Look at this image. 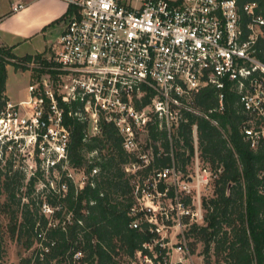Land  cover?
<instances>
[{
  "label": "built area",
  "instance_id": "obj_1",
  "mask_svg": "<svg viewBox=\"0 0 264 264\" xmlns=\"http://www.w3.org/2000/svg\"><path fill=\"white\" fill-rule=\"evenodd\" d=\"M66 1L70 11L49 50L38 58L10 59L32 75L27 98L15 104L5 101L0 110V143L15 144L26 137L40 165L66 166V114L84 124V139L96 135L102 123L111 124L122 149L132 154L139 145L137 131L155 126L169 132L182 112L208 119L193 106V96L211 86L218 101L213 110H222L223 89L232 92L242 115L237 125L242 140L249 149L264 152V17L255 1ZM22 7L16 2L11 11ZM136 157L137 163L123 167L135 177V204L129 214L140 213L129 225L144 221L155 237L142 244L150 255L140 250L135 254L150 262L157 257L152 250L157 245L164 252L155 264H186L183 229L193 215L200 217L198 189L208 179L198 170L183 179L171 164L137 180V169L146 167L152 155ZM257 180V191L264 196V159ZM193 190L195 212L188 203ZM37 239L28 264H40L36 248L47 251L41 234ZM170 254L177 255L175 261H167ZM80 256L77 251L55 264H79Z\"/></svg>",
  "mask_w": 264,
  "mask_h": 264
},
{
  "label": "trees",
  "instance_id": "obj_2",
  "mask_svg": "<svg viewBox=\"0 0 264 264\" xmlns=\"http://www.w3.org/2000/svg\"><path fill=\"white\" fill-rule=\"evenodd\" d=\"M237 1H255L264 17V0ZM41 54L15 57L9 48L0 46V110L7 100L3 94L5 67L10 64L17 69L10 59L29 60ZM222 93L221 111L213 110L218 104L217 92L213 87L205 86L194 94L193 106L208 119L199 114L182 112L176 127L169 132L150 126L149 138L158 140L162 150L158 153L153 145L152 160L146 167L137 169L139 178L136 179L140 180L150 169L171 164L179 172L183 171L193 153L191 129L194 125L199 157L216 174L213 195L201 202L204 224H191L188 230L197 235L203 245V263L208 262L206 255L212 243L213 254L217 258L220 256L223 264H264V196L257 191V172L262 166L264 152L249 149L242 140L237 127L242 115L238 112L235 95L226 89ZM210 120L216 121L217 125L211 124ZM63 123L69 129L66 164L81 169L87 175L94 167L97 170L81 187L74 186L64 176L61 178L65 184L62 195L57 194L53 198L44 196L47 203L54 207L50 221L26 203L19 210L17 207L14 209L12 204L18 206L19 199L7 186L10 182L7 184L4 181L2 210L11 224V233L15 232L19 216L17 234L27 237L25 248L33 242L35 244L37 234L42 235L41 243L47 251L36 248L42 257L40 264H55L77 251L81 252L79 264H120L122 257L130 259L137 250L150 255L147 249L142 248L143 243L155 237L154 233L148 231V223L141 221L136 227L129 225L140 213L129 214V208L135 204L130 179L135 177L125 172L123 167L138 160L122 149L121 138L111 124L102 123L100 133L86 140L84 124L66 114ZM7 146V143L0 146V161ZM84 152L95 154L87 160ZM3 165L9 170L8 160ZM60 167V164H56L54 168ZM5 177L8 176L5 174ZM65 214L67 218H64ZM152 250L157 254L154 261L160 259L164 252L157 245ZM22 261L27 264L29 258Z\"/></svg>",
  "mask_w": 264,
  "mask_h": 264
},
{
  "label": "rangeland",
  "instance_id": "obj_3",
  "mask_svg": "<svg viewBox=\"0 0 264 264\" xmlns=\"http://www.w3.org/2000/svg\"><path fill=\"white\" fill-rule=\"evenodd\" d=\"M32 73L28 70H21V68H13L12 65L8 64L5 67V84L4 90L11 102H18L25 100L27 98L26 86L31 78ZM7 101V100H6ZM5 104V103H4ZM1 131V130H0ZM100 131L97 133L99 134ZM192 134V144L193 139L196 134L195 129H191ZM92 135H90L91 137ZM89 137H86V140ZM136 140L138 142V149L130 154L133 155L136 160L138 154L145 153L147 156H153V145H155L158 153L161 152V147L159 141H153L149 138L148 128L144 130L137 131ZM169 142L171 139L168 138ZM2 143H0V146ZM196 147V156L193 150L192 156L189 158L188 163L184 166V170L180 171L182 178L184 179L187 175H194V172L198 170V174H203L208 179L205 185L201 184L198 189V198H199V211L200 217L193 215L191 223L186 225L183 229V234L185 238L186 247L188 249V258L182 259L186 264H204L202 251V243L199 240V237L193 233H190L189 226L195 224L197 226L203 225V208L201 202L205 198H209L213 195V181L216 174L210 169L209 165L204 163L200 157L197 149V141H195ZM95 152H84V158L89 160ZM0 161V264H24L22 261L24 258H30L34 253L35 244L25 248L24 242L27 237L25 235H18V224L20 218L16 219V228L15 232L11 233L10 226L7 214L2 210V203L5 200V193L3 192V183L7 182V186L12 188L15 198H18V206L12 204V207L19 210L23 204H28V207L33 209L36 208L37 212L45 216L48 221L51 218V211L54 207L50 206L44 196L53 198L57 194L62 195L65 191V184L61 181V178L66 176L74 186L81 187L84 182L87 181L89 176L94 174V171L97 168L91 170L90 174L82 173L81 169H75L66 164V166L60 167V169L55 168H46L44 165H40L37 162L38 157L35 154V150L27 138L21 139L15 144H8L4 156L1 157ZM8 160L10 162L9 170H6L4 167V162ZM136 165V164H135ZM141 167H139L140 169ZM138 169V170H139ZM204 169V173L202 172ZM94 170V171H93ZM152 170V169H150ZM5 172V173H3ZM149 173V171L147 172ZM6 176L8 177H5ZM135 178H131L130 181L133 182ZM191 198H189V207L194 211V208L197 204L195 197V191H191ZM193 196V197H192ZM193 203V204H192ZM55 206L58 208V204L55 203ZM64 215V214H62ZM61 215V216H62ZM68 215L65 214L64 218H67ZM63 218V219H64ZM196 219V222L193 220ZM56 222V220L54 221ZM62 223V222H61ZM174 241V239H172ZM212 243L207 252L206 259L207 264H223L220 256L217 258L213 254ZM79 253H81L79 251ZM167 258L172 262L175 261V254H170ZM175 255V256H174ZM162 264V260H159ZM156 260L150 259V262L144 261L142 256L137 257L136 254L130 259L122 257L120 259V264H155ZM28 264V262H27Z\"/></svg>",
  "mask_w": 264,
  "mask_h": 264
},
{
  "label": "crops",
  "instance_id": "obj_4",
  "mask_svg": "<svg viewBox=\"0 0 264 264\" xmlns=\"http://www.w3.org/2000/svg\"><path fill=\"white\" fill-rule=\"evenodd\" d=\"M16 2L23 7L11 11ZM68 8L66 0H0V46L9 48L15 57L44 54L62 31ZM3 94L15 104L5 90Z\"/></svg>",
  "mask_w": 264,
  "mask_h": 264
}]
</instances>
